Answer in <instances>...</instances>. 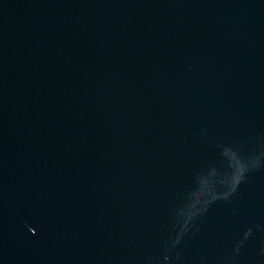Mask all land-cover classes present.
<instances>
[{"label": "water", "instance_id": "95a60500", "mask_svg": "<svg viewBox=\"0 0 264 264\" xmlns=\"http://www.w3.org/2000/svg\"><path fill=\"white\" fill-rule=\"evenodd\" d=\"M0 264H264V0H0Z\"/></svg>", "mask_w": 264, "mask_h": 264}]
</instances>
